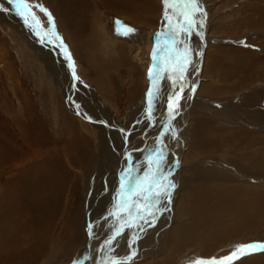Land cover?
Segmentation results:
<instances>
[{
	"label": "rangeland",
	"instance_id": "rangeland-1",
	"mask_svg": "<svg viewBox=\"0 0 264 264\" xmlns=\"http://www.w3.org/2000/svg\"><path fill=\"white\" fill-rule=\"evenodd\" d=\"M28 2L33 5H42L52 14L55 32L59 35L63 45L67 47V53L72 56L76 76L79 79H73L72 69L69 67L70 62L65 56L64 48L59 46L60 41L49 42L47 39L42 41V35H37L38 31L41 34L45 31H51L52 25L49 23L48 17L38 8L33 7V11L40 20V26L37 29L30 28L16 14L14 6L9 4L8 0H0V264H73L74 256L78 257L76 261H79L80 264L109 262L114 259V253L111 250H116V247L122 245L118 248V250L120 249L118 254H122L130 246V241L128 237H123L122 243L120 241L116 244L118 242L117 237L116 242L114 240L111 245L107 246V250L104 245V247L102 246L105 251L101 247L102 242L100 241L102 239L99 240L102 238L101 236L97 238L99 241L95 250H93L92 240L84 246L88 239L87 227L91 229V232L89 231L91 237H98L110 230L108 227H101L100 218L108 215V212L103 214V209L106 206L114 202L117 204L120 193L119 191L109 194L101 192V190L107 188L110 191L111 188L108 187L107 183H104L107 187H104V184L101 183L109 179H100L101 174L97 179L94 175L95 170H98L96 169V162L99 150L106 147L111 148L112 151L107 153L105 159V161L107 160V166L104 168V165L101 170L116 168L118 170L121 157L124 159L121 158V161L127 160L126 163L131 165L134 163L136 154L133 149L134 145L137 143L142 144L140 139L147 130H150L147 136L149 137L151 134L153 122L147 128L144 124L139 132L134 131L133 126L140 121L142 114L148 112L147 93L152 85L148 72L150 68L154 67L153 49L156 47L158 38L161 43L165 41L163 37L158 35L159 33L156 34V29H160L165 22L163 21L164 3L163 0H151L150 2L144 0L143 2L147 7L138 8L142 15L139 20L136 17L129 16L131 14L130 10L129 13H120L109 8L103 0H28ZM198 3L203 11L196 14L197 24L192 31L195 40L192 42L188 34L186 35V41L194 51H197L198 46L201 51L203 49L199 79L195 82L196 76L192 73L190 85L188 84L190 86L189 90L185 89L186 86H184L183 99L180 100L179 108L174 113L173 125L177 117L182 116V110L187 109L186 103H181L188 99L186 94L192 92V83L195 84L193 89H197V91L199 85L202 84V93H199V99H196V106L208 101L206 103L211 107H206L204 112L203 106L195 107L193 113L190 112V121L183 124V130L187 127L183 137L186 148L184 147L183 152L182 150L179 151L182 158L186 152L189 154L192 152V146H190L192 143L190 142H192L193 133L196 134L198 119H201L202 115L206 119L208 115L205 113H212V111L214 112V116H212L214 122L208 118L206 120L214 126L219 125L217 128H222L223 133L235 131V135L239 140L237 143L241 141L242 143L235 147H230L229 144L228 147H225L224 143L218 142L216 146L210 145L207 147L205 154L200 153V156H196L197 158L195 157L192 161L189 157L185 162V159L183 161L181 159L182 166L178 172L177 181L175 180L178 184L177 194L174 195L173 187L170 191L172 197L174 195V199H177L183 188L187 189L184 186L185 179L193 175L190 173L192 170L188 167L190 162L192 164L199 162L201 158L200 164H203L202 166L213 165L218 169L217 172H222V175L226 170L231 171L232 177H235V186L237 187L243 185L242 188H244L249 185V187L258 186L264 189V179H258L257 177L252 179L254 174H247L243 171L247 169L248 161L252 160H250L251 155H245L250 152L249 149L242 147L243 142L246 140V128L254 132L247 135L248 138L254 135L264 137V100H261L264 97V13H255L258 8L264 11V0H198ZM247 8L251 9L248 11ZM2 9H8V11ZM256 16L259 19H256ZM117 21L135 30L119 39L123 46L125 45L127 59L118 60V63L114 61L113 57L114 49L112 47L114 41L109 43L106 40L110 36L116 39V35H119L117 34ZM83 26L86 31L76 33V29ZM172 38H174L173 34ZM82 39L89 40L91 43L99 40L101 43L98 47L93 48L91 46L87 50L78 43ZM44 44L49 45L51 50ZM108 46L112 49V52L109 51ZM177 48L182 51L181 47ZM234 48L241 50V54L236 53ZM45 49L46 51H44ZM246 53L249 55L246 57L248 64L245 65L242 56L244 57ZM64 62L65 67L62 66ZM158 63L157 60V68ZM234 64L239 65L233 66ZM233 67L238 68L239 77H231L234 74L232 72ZM244 68L245 71L242 72ZM192 71V69H188V73ZM243 76L248 82L240 87L238 80ZM84 84L87 86L84 87ZM171 87L175 89L176 93L179 92V88H177L179 85L173 86L172 83ZM68 89L76 103L75 108L68 102L69 98L66 92ZM207 97H210V100L206 99ZM154 98L153 106H156ZM228 100L236 121H225V115L218 114L219 110H222L221 103L223 101L226 103ZM93 102L97 105L93 106ZM135 103L139 107L136 112L132 108ZM248 103H251L252 109L249 108ZM245 104L247 107L244 106ZM92 109L94 113L91 112ZM101 117L108 121L110 129L107 127L102 129L98 126L101 125V122H98V120L101 121ZM169 120L170 118L165 121L168 130L167 135H169V156L164 158L161 163V171L169 170L171 165L174 166L175 171L177 163L175 154L172 151V144L178 149L179 138L176 135L174 136L175 139H171L170 133L172 135L173 133L169 128ZM216 120L218 121L216 122ZM234 123L235 126L227 127ZM174 128L176 129L175 125ZM142 133H144L143 136ZM219 135L224 137V134ZM34 137L39 138L42 147L48 149L54 147L61 154H65L69 147L68 143L71 141L79 146L76 148L77 156H70L72 159L71 165L69 164L70 169L67 170V175L64 174L68 178L67 184L61 182L54 189L50 188L55 194L57 192L61 194L58 202L56 204L52 202L48 213L42 218L41 216L35 217L36 212L32 206V210L25 209L34 218V221L31 225L28 224L30 225L28 227H34L35 222L39 227L35 226L34 230L29 228L32 230V234L27 229L28 227L26 228L27 217L24 210L25 204L31 202L29 201L31 198L30 193L24 195V145H30L31 138L33 140ZM146 139L147 137L144 138V140ZM210 150L211 152H209ZM163 155L165 157L166 153ZM243 155L244 157L240 158ZM236 156H238V159L244 160L243 162L232 160L239 166L228 161L230 157L234 159ZM245 157L248 158L244 159ZM173 158L174 162L167 163ZM224 165L225 167H223ZM211 170L213 173L216 171L209 167V174H206V176L209 177L210 174H213ZM136 173L138 177H143V173ZM164 174L165 172L161 177ZM168 176H166L167 179ZM95 179L97 183L88 188L89 181L93 182ZM170 179H173V176ZM209 181L214 187L221 188V185L225 187L222 182ZM67 186L68 190L66 192ZM71 189H75L77 195L75 193V195H72L70 193ZM97 193L98 197L104 196L106 198L103 197V201L102 198L96 200ZM90 195H93L94 203H92ZM171 209L173 214L174 204L170 208H162V215L168 214L171 216ZM88 213L91 218L93 216L94 218H92V223L85 227ZM146 219L148 225L153 229L159 226V219L157 220L155 217H146ZM183 221L182 219L180 222ZM147 223L141 222L132 231L137 234L140 244L138 248L141 246V249L139 248L137 252L139 255L129 264H155L154 261L164 257L166 263L160 261V264H181V261H179L181 255L182 260H185V264H188L186 262L188 259L221 258L228 256L233 251V248L229 247L226 251L223 250L224 252L220 253L222 247L218 246L209 252H205L202 248V250H199L202 254L195 251L197 246L194 245L189 247L188 252L181 255L178 254L179 252L174 253L173 258L169 261V255H166L168 254V246H160L159 241L156 239L157 231L155 234L151 232L149 235H145L146 231H150L148 228H144ZM114 224H119L116 218ZM42 226L49 229L47 230L49 237L44 239L46 242H42L38 236L44 228ZM116 228L113 227L111 231L115 233ZM25 232L30 234L26 236ZM175 234L172 231L173 237H175ZM144 235L146 237L143 241L142 237ZM196 235L197 233L191 235L190 238L196 237ZM28 237L31 239H26ZM251 241L248 240L247 242ZM35 244H39L40 250L34 247ZM82 246L84 247L82 248ZM90 246L92 247L89 248ZM161 247L163 248L161 249ZM165 247L166 250H164ZM127 263L124 261L118 264Z\"/></svg>",
	"mask_w": 264,
	"mask_h": 264
},
{
	"label": "bare ground",
	"instance_id": "bare-ground-1",
	"mask_svg": "<svg viewBox=\"0 0 264 264\" xmlns=\"http://www.w3.org/2000/svg\"><path fill=\"white\" fill-rule=\"evenodd\" d=\"M103 1L109 8L116 10L120 13H127L130 10L129 12L131 14H129V16H133V17H136L138 19L142 16L141 12L138 11V8L143 9V7L145 6V2H143L144 0H103ZM150 1L151 0H149V2ZM145 7H147V6H145ZM249 9H251V8H249ZM249 9L247 8L248 11H249ZM124 11H126V12H124ZM169 11L171 14V10H169ZM248 11H247V13H248ZM255 13L260 14V13H264V11H263V9L258 8V11H256ZM84 14H85V12H84ZM80 16H82V15H80ZM163 18H164V16H163ZM255 18L259 19L258 16H256ZM175 19L176 18L173 17L174 21H175ZM253 20H255V19H253ZM163 21H165L163 23V26L160 27V29H156L157 30L156 34L165 33V35L163 36L164 40L171 42L172 39H174V38H172V34L168 30L169 26H168V23L165 20V18L163 19ZM83 23H85V22H83ZM86 24H82V25H86ZM253 24H255V23H253ZM76 31H77L76 33H78V31L85 32L86 30L84 29V26H83L80 29H76ZM69 34H70V32H69ZM116 36H117L116 39L111 38V36L108 37L107 39L106 38H104V39H106L107 42H109V43L114 41V45L112 47V49H114L113 57H114V61L117 62L118 60L119 61L126 60L127 56L125 54L126 49H124L125 45L123 46V43H121V41L119 40L123 37V35H116ZM74 38H76V37L74 36ZM189 38L191 39L192 42L195 40L193 32H191L189 34ZM178 39L180 41H183V43H178L177 47H181L182 50L185 47V45H187L188 48H190V49L192 48V47H190V45L187 44V41H186L187 36L185 34H181V37H179ZM205 41H206V45H207V42H208L207 37H206ZM78 43H79V45H81V47H85L87 50H89L91 48V46L93 48L98 47V45H99V43H101V41L99 42V40H98L97 42L91 43V41H89V40H83L82 39ZM102 43H105V42H102ZM46 44H44V45H46ZM189 44H190V42H189ZM110 47H111V44H110ZM47 48L49 49L50 46L48 45ZM112 49L110 48L109 51H111ZM50 50H51V48H50ZM234 50L236 53L241 54V52H240L241 50H238V48L237 49L234 48ZM234 50H233V52H234ZM44 51H46V49ZM243 51H245V50H243ZM202 53H203V49L201 51L199 49V46L197 47V51L196 50L194 51L193 49H191L190 59L192 62H191V64H189L187 71L184 74L185 80L179 82V83H183L186 86L185 89H188L190 87V86H188V84L190 85L189 82H190V76L192 73L194 74V76H196V78L194 79L195 82H197L199 79ZM109 54H110V52H109ZM194 55H196V56L193 59ZM206 55H207V53H206ZM248 55L249 54L246 53L244 57L242 56V59L245 60V63H244L245 65L248 64L247 59H246V57ZM107 56L109 57V55H107ZM71 61H72V56H71ZM65 62L62 65L64 67H65ZM59 65L61 66V64H59ZM238 65L239 64H234L233 66H238ZM104 67H105V65H104ZM188 69H192L193 71L188 73ZM243 71H245V68L242 70V72ZM232 72L234 74H232L231 77H234V76L239 77L237 67H233ZM247 82L248 81L245 79L244 76L238 80V84L240 85V87H243L244 85H246ZM179 83L177 85H179ZM171 84H172V81H170L167 78V74H165L164 78L159 83V89L160 90L154 98L156 106L152 107L151 119L148 118V115H147L148 112L144 113L141 115L140 121L138 119L139 122L135 126H133L134 131L139 132L141 127L144 124H146V128H147V127H149V124L151 122L154 123L153 128L151 129L150 136L149 137L147 136V134H149V132H150V130H147V132L145 134L144 133L141 134L142 136L144 134V136L140 139L142 144L137 143L136 145H134L133 149L136 153L134 156L135 157L134 163H132L130 165L129 163H126L127 160H125L123 162V161H121V158H122V160H124V159H123V157H121L120 161H119V169L118 170H117V168L113 169V170H110V169L109 170H105V169L101 170V168L104 165H105L104 168H106L107 160L105 161V159L107 158V153L109 151H112V149L104 147V148L99 150V155H98L97 162H96V164H97L96 169H98V170H95L94 175L96 176L97 179H99L100 174L102 175L100 177V179H109L108 181L101 182L103 184L107 183L108 187L111 188L110 191L108 188H107L108 191H107V189L101 190V192L103 191L104 194L105 193L109 194V193L118 192V191L120 192L122 173L127 172V170L129 168L132 169L133 176L138 177L136 172H139L140 174L143 173L142 175H144L145 174L144 171L146 169L149 170V167L147 164L149 161V157H155L161 152L163 154L166 153V156L164 158L169 156V151H168L169 135H167L168 130L165 126V121L168 120L169 118H170L169 128L173 133V135L170 133L171 139L174 138V136H176V135H177L176 137L179 138L178 139V143H179L178 149H176L175 146L172 144V151L175 154L177 163H176L175 171H174L173 165L170 166L169 170H165V171H161L162 166H160V171L158 172V176L163 175V172H165L163 177H166L167 175H169L167 180L171 181V183L174 185V187H173L174 195L177 194L176 191L178 190L177 189L178 184L176 183V181H177L176 178H177L178 172L181 169V166H182L181 163H182L183 159H185L184 160V162H185L189 157L190 161H192L195 159L196 156H200V153L205 154L207 147H209L210 145L216 146L218 144V142L224 143L225 147L226 146L228 147V144L230 145V147H235L238 144L242 143V141L240 143H237L239 140L235 135V131L232 130V131H226L225 133H223V131H221L222 128H220V127L217 128V126H219V125L214 126V125H212V123H210L208 120H206L208 118L209 120L213 121L212 116H214V112L212 111V113H205L206 115H208V116H206V119L204 117H202L204 115L201 116V119H198L197 130L195 131L196 134L193 133L192 142H190V143H192L190 145V146H192L191 147L192 152L190 154L188 152H186L182 158L181 157L182 155H181L179 150H182V152H183L184 147L186 148V142L183 141V137H184L185 131L187 130L186 129L187 127L183 130V124L186 121H190L191 113H193L195 107L199 108L200 106H203V112H204V109H206V107L210 108L211 106H209V104L206 103L208 101H205L204 104H199L196 106V103H197L196 99H199L198 95H199V93H202V91H201L202 90L201 89L202 84L199 85V89L197 91V89L196 90L193 89L195 84L192 83L191 84L192 85L191 86L192 92L186 94V97L188 99H186L184 103H181V104L186 103L187 109H183L182 110L183 111L182 116L179 115L177 117V120L174 122V125L177 129L176 130L174 128L173 121H172L174 115L170 116L169 112L167 111L168 110V107H167L168 97L170 95L176 94V91L173 87H171ZM86 86L87 85L84 84V87H86ZM207 86H209V85L207 84ZM229 86H231V85H229ZM177 88H179V87H177ZM235 88L237 89L236 86H235ZM66 92L68 93L69 104L73 108H75L76 103H75L73 97L71 96L69 89ZM209 98L210 97H207L206 99L210 100ZM261 100H264V97ZM78 102H79V100H78ZM100 104L101 103L99 102V105ZM221 104H222V110H219L218 114H224L225 115L224 116L225 121H236V119L233 117L232 108L230 107L231 105H230L229 100L226 103L223 101ZM259 104H261V102H259ZM95 105H97V104H95L93 102V106H95ZM244 106L247 107L246 104ZM248 106L250 109H252L251 103H248ZM132 108H133L134 112L139 110L137 103H135ZM91 112L94 113L93 109L91 110ZM178 113H179V111H178ZM216 116L218 117V115H216ZM217 121L218 120H216V122ZM98 122H101V125H98V126L101 127L102 129H104L106 127L109 128V124H108V121L106 119L101 117V121L98 120ZM160 122H162V124H160ZM232 126H235V123L232 125H228L227 127L231 128ZM241 128H243V127H241ZM237 132H240V131H237ZM245 132H246V135H245L246 140L243 142L242 147L249 149L250 152H248L245 155H248V156L251 155L250 160H252V161H248L249 163H248V165H246L247 169L243 170V171L246 172L247 174H251V175L254 174L252 179H255L254 177H257L258 179H264V137H262L261 135H254V136L248 138L247 135H249L251 133L253 134L254 132H253V130H250L247 128L245 129ZM219 134H224V137H222ZM146 137H147V139L144 140V138H146ZM68 144H69V147L66 150L65 154L64 153L61 154L60 152L56 151V149L54 147L50 148V149H48L47 147H42L41 141L39 140V138H36V137H34L33 140L31 138L30 145L29 144L24 145V195H27L30 193V197H31L29 200L31 202H28L27 204H25L24 210L25 209H31L32 210V208H31V206H32L35 209V212H36L35 217H37V218L40 216H41V218L44 217L48 213L49 207H51L52 202H53V204H56V202H58V200H59L58 198L61 197L60 193L57 192V194H55V192L50 188L52 187L54 189V187H56L57 184H59L61 182H64V184H67L68 178L65 175H67V170L70 169V165H71V161H72L71 157L77 156L76 148H78V146H79V145H75L72 141ZM209 152H211V150ZM243 157H244V155L240 158H243ZM246 158H248V157H245L244 159H246ZM181 159H182V161H181ZM232 160H238L240 162L244 161L242 159H238V156L234 157V159H233V157H230L228 161L231 163H235L237 166H239V165L236 162H233ZM201 161H202V158L199 160V162H194L197 164H194V163L192 164L190 162V165L188 167L193 171V172L190 171V173L193 175L190 176L189 178L185 179V185L184 186L187 189L183 188L182 191L179 192L180 194L178 195L177 199H174V195L172 197V192L170 193L169 197H162L160 199V202L157 205V208L159 209V211H156V214H155V219H157V220L159 219V223H158L159 226L154 228V229L151 226H149L148 223L144 226V228H148L150 230V231H146L145 235H149L151 232L155 234V232L157 231L156 239L159 241L160 246L161 245L162 246H164V245L168 246L167 247L168 254H166V255H169V258H168L169 261L173 258L174 253L179 252L178 254L181 255L182 253L188 252L189 247L194 246V245L197 246L195 249V251H197V252H200L199 250H202V248H203V250H205V252H209L210 250L219 246V247H222V249L220 250V253H222V252H224L223 250L226 251L229 247L234 249V247L236 245L250 243V242H247L248 240H252L251 242H264L263 241L264 240V189L261 187H258V186H250L249 187V185H246V187H244V188H242L243 185H239V187H237V186H235V181H236L235 177H232L231 171L226 170L224 172V175H222V172H220V171L217 172L218 169L216 167H214L213 165L212 166H210V165L202 166L203 164L202 165L200 164ZM120 162H121V164H120ZM172 162H174V158L170 159L167 163L171 164ZM208 166L210 168H212L213 170L214 169L216 170L215 173H213V171L211 170V173H213V174H210L209 177L206 176V174H209V167ZM223 167H225V165ZM226 168H228V167H226ZM173 171H174V173H173ZM107 172H109V173H107ZM103 174H105V176H103ZM171 176H173V179H170ZM209 180H213L216 183L222 182L225 185V187L222 185H221V188L214 187V185L211 184V181H209ZM109 182H111V184H109ZM95 183H97L96 179L93 180V182L89 181L88 188H91ZM196 183L198 184L197 186H196ZM103 186L107 187L105 184ZM171 189H172V187L169 189V192L171 191ZM67 190H68V186L66 187L65 191L67 192ZM32 191L34 193H31ZM56 191H57V189H56ZM70 191H71L70 193H72V195H75V194L77 195V193H75V189H71ZM90 196L92 198V203H94L93 195H90ZM103 197H100V196L98 197V193H97L96 200H101V198H102V201H103V199L106 198V197H104V198ZM49 200H51V202H49ZM115 204H116V202L111 203V204H109V206H106V208L103 209V214H106L108 212V215L104 216L103 218H100V220H101L100 224H101V227L102 226L106 227V228L108 227L110 230H108L105 234H101L98 237L97 236L91 237V234L89 232V227H87V226L90 225V223H92V221H93L92 218H94V216L91 218V215L89 213L87 214L85 227H87L86 233H87L88 239L86 240V243L84 246L87 245V242H91V240H92V242H93L92 246L94 247L93 250H95V247L97 246V243L99 240L102 239V241H100V242H102L101 243V247H102L103 245L105 246V242L112 237V235L114 234V232L111 231L112 228L113 227H119V224L118 225L114 224L115 217L110 215V213H112L116 210ZM172 204H174V206H175L174 213L172 214V209H171L170 210L171 216L168 214L162 215V211H163L162 208H170V207H172ZM25 213H26V217H27V223H26V228H27L28 226H30L32 224V222L34 221V218L31 215H29L26 212V210H25ZM102 219H104L105 221H103ZM182 219L184 220L183 221L184 223L180 222ZM175 220H179V221H175ZM141 222L144 223L145 221L140 220L138 222V225ZM261 223H262V225H260ZM28 224H30V225H28ZM34 225L37 226L36 222L34 223ZM35 226L34 227H28L27 229L28 230H30V229L34 230ZM42 227H44V226H42ZM133 229L134 228L125 227L124 232H123L124 234L117 238L118 242H116V240H115V242L117 244L122 240L123 237H126V238L128 237V239L130 241V246L125 250L126 252H123L122 254H120V253L118 254V252L120 251V249L118 250V248L121 247L122 245L116 247L117 248L116 250L110 249L114 253V257H113L114 259H112L109 262H103V261H101L100 263L97 262V264H118V263L124 262V261L128 262L127 264H129V262L132 263V260L135 259L139 255V254H137L139 248L141 249V246L138 248V246L140 245L138 242L139 240L137 238V234L132 232ZM47 230H49V229L47 227H44L39 232L40 234L37 233V234H39L38 236L41 238L42 242L43 241L46 242L44 239L49 237V233L47 232ZM30 231L32 233V230H30ZM172 231H174L176 233L175 237L172 236ZM196 233H197L196 237L190 238L191 235H194ZM25 234H26V232H25ZM29 234L30 233L26 234V236H28ZM154 234L152 235L153 237H154ZM145 235L142 237L143 241L146 237ZM101 236H102V238H100ZM29 238L30 237H28L26 239H29ZM97 238H100V239L98 240ZM133 241H134V243H133ZM121 243H122V241H121ZM38 246H39V244L34 245V247L36 249L40 250ZM84 246H82V248ZM92 246H90L89 248H91ZM103 247H102V249H103ZM162 248L163 247H161V249ZM99 249H100V247H99ZM105 249L107 250V247H105ZM105 249H103V250H105ZM164 250H166V247L164 248ZM86 251H84V252H86ZM102 251H100V252H102ZM133 251L136 253L135 256H133L132 259H130V260L127 259V257H129ZM230 251H231V249L228 252L230 253ZM200 253H202V252H200ZM210 255H212V254H210ZM214 255H216V254H214ZM104 257H106V256H104ZM181 257H182V255H181ZM181 257H180L179 261H181V264H185V260L183 261ZM77 258L78 257L74 256L73 262H75ZM81 258H83V257H81ZM239 260H241V261H239ZM160 261L166 263V258L164 257L163 259L154 261L153 263L160 264ZM194 261H196V260L195 259L186 260V262L188 264H193ZM25 262H26V260H25ZM69 264H71V263H69ZM234 264H264V252H255L251 255L243 256L242 258L234 261Z\"/></svg>",
	"mask_w": 264,
	"mask_h": 264
},
{
	"label": "snow or ice",
	"instance_id": "snow-or-ice-1",
	"mask_svg": "<svg viewBox=\"0 0 264 264\" xmlns=\"http://www.w3.org/2000/svg\"><path fill=\"white\" fill-rule=\"evenodd\" d=\"M8 3L14 6L16 14L30 28L36 29L40 26V20L33 11V7L38 8L39 11L48 17V21L52 25L51 31H45L43 34L38 31L37 35H42V41L44 39H47L49 42L60 41L59 46L64 48L65 56L70 62L69 67L72 69L73 79L78 80L79 77L76 76L74 62L71 61V56L67 53L66 46L63 45L59 35L55 32L52 14L42 5H33L28 0H8ZM163 3L165 7L164 18L174 39L171 42L164 41L161 43L158 38L156 47L153 49L154 67L150 68L148 72L152 81V85L147 93V115L149 119H151L152 114L153 98L160 90L159 83L164 78V75L167 74V78L172 81L173 86L185 80L184 74L192 62L190 59L191 49L185 45L182 51L179 50L177 44L183 43V41H180L178 38L181 34L188 35L194 30L197 24L196 14L203 11L199 6L198 0H163ZM2 10L8 11V9ZM169 10H171V14ZM173 17L176 18L175 21ZM134 31V29L117 21V34L129 35ZM164 35L165 33L159 34L160 37ZM157 60L159 62L158 68L156 67ZM184 86L183 83H179V92L168 97L167 107L170 116H173L179 108V102L183 99ZM163 160L164 155L162 152L155 157H149V170L145 172L143 177H134L132 169H128L127 172L122 173L116 210L110 213L111 216L116 218L119 227L116 228L114 235L105 242V247L111 245L117 237L121 236L125 227L135 228L138 226L140 220H144L147 223L146 217L154 218L156 211H159L157 205L160 199L170 196L169 189L174 187V185L171 181H167V177L158 176ZM89 231L91 232V229ZM255 252H264V242H250L236 245L233 251L226 257H213L207 260L200 258L194 261L193 264H234V261ZM135 254L133 251L127 259H132ZM74 264H80V262L75 261Z\"/></svg>",
	"mask_w": 264,
	"mask_h": 264
},
{
	"label": "crops",
	"instance_id": "crops-1",
	"mask_svg": "<svg viewBox=\"0 0 264 264\" xmlns=\"http://www.w3.org/2000/svg\"><path fill=\"white\" fill-rule=\"evenodd\" d=\"M169 30V29H168ZM172 34V33H171Z\"/></svg>",
	"mask_w": 264,
	"mask_h": 264
}]
</instances>
